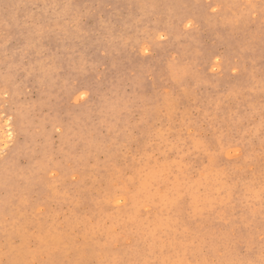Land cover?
<instances>
[{
  "label": "rangeland",
  "instance_id": "1",
  "mask_svg": "<svg viewBox=\"0 0 264 264\" xmlns=\"http://www.w3.org/2000/svg\"><path fill=\"white\" fill-rule=\"evenodd\" d=\"M0 264H264V0H0Z\"/></svg>",
  "mask_w": 264,
  "mask_h": 264
},
{
  "label": "bare ground",
  "instance_id": "2",
  "mask_svg": "<svg viewBox=\"0 0 264 264\" xmlns=\"http://www.w3.org/2000/svg\"><path fill=\"white\" fill-rule=\"evenodd\" d=\"M160 35V34H159ZM161 36V35H160ZM232 151V150H231Z\"/></svg>",
  "mask_w": 264,
  "mask_h": 264
}]
</instances>
